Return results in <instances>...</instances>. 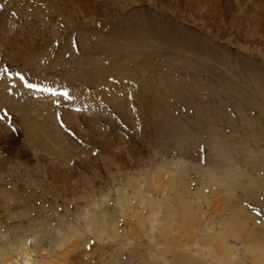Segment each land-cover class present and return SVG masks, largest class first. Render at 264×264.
<instances>
[{
    "label": "rangeland",
    "instance_id": "obj_1",
    "mask_svg": "<svg viewBox=\"0 0 264 264\" xmlns=\"http://www.w3.org/2000/svg\"><path fill=\"white\" fill-rule=\"evenodd\" d=\"M98 1L74 19L62 0H0V33L36 42L0 50V264L21 246L37 264H264V28L235 41L264 0L215 15L216 32L159 0ZM48 240L66 243L40 255Z\"/></svg>",
    "mask_w": 264,
    "mask_h": 264
},
{
    "label": "bare ground",
    "instance_id": "obj_2",
    "mask_svg": "<svg viewBox=\"0 0 264 264\" xmlns=\"http://www.w3.org/2000/svg\"><path fill=\"white\" fill-rule=\"evenodd\" d=\"M116 1V0H115ZM123 2H124V4H131L130 3V1L131 0H122ZM147 1H149V2H151V3H153L152 1H150V0H147ZM241 0H159L158 1V3L162 6V8H164L163 6H167L168 8H165V10L167 11H171L172 13H174V15L176 14V15H178L177 13H176V9H179L180 11H185V10H189L190 12H192L193 13V15L195 16V18H197V19H199V20H201L203 23H204V25L206 26L205 28H206V30L207 31H214V32H216V30L218 31L219 29H217L216 28V30H213V28H212V23H211V21L210 20H212V19H214V17H215V15L216 16H223V15H221V13L222 12H228V11H230L231 10V8H232V6L234 7V6H236V8H238V9H240L239 11H238V13L237 14H241V15H244L243 13H244V9L240 6V2ZM255 1V0H254ZM62 2H63V4L62 5H64V9L63 10H59L58 12L60 13V12H68V11H71V13L73 14V15H76V17L74 18V19H76L77 18V13L75 12V10H77V8L83 13V15L82 16H84L85 17V19H94V18H97V17H95L94 16V13H96L98 10H99V8H100V6H103V4H104V2L103 3H101L100 1H98V0H62ZM142 2H144V3H147L146 1H144V0H134V2L132 1V4H134V3H142ZM248 2V1H247ZM13 3V2H12ZM109 3V0H108V2H107V4ZM122 3V2H121ZM131 4V5H132ZM106 5V4H105ZM113 5L114 4H110V5H106V6H104L106 9H108V8H111V7H113ZM248 5V4H247ZM250 5V4H249ZM129 6V5H128ZM243 6H244V4H243ZM240 7V8H239ZM245 7V6H244ZM248 7V6H247ZM57 8V7H56ZM116 8V7H115ZM235 8V7H234ZM61 9V8H60ZM174 9V10H173ZM237 9V10H238ZM246 9V8H245ZM251 9V8H250ZM249 9V10H250ZM255 9H258V7L257 8H255ZM124 10V9H123ZM163 10V9H162ZM236 10V9H235ZM248 10V9H247ZM246 10V11H247ZM53 11H56L57 12V10L54 8L53 9ZM123 12V11H122ZM187 13V12H186ZM189 13V12H188ZM191 13V14H192ZM228 13H230V12H228ZM72 15V16H73ZM105 15V14H104ZM230 15V14H229ZM103 16V15H102ZM180 17V16H179ZM107 18V17H106ZM112 18V17H111ZM216 18V17H215ZM108 19V18H107ZM110 19V18H109ZM96 20V19H95ZM103 20H105V19H103ZM103 20H101V19H99V21H103ZM189 20H190V18H189ZM248 20H250V23L253 25V29L252 28H250V30H249V34L247 33V34H245V36L243 37V38H241L240 36H238V34L236 33V38H235V41L236 40H243V42H245V43H250V42H252V41H254L255 40V37H256V35H257V33H259V31L260 32H262V30H263V28H264V19H263V14H261L260 12L256 15V16H254V17H249L248 18ZM186 22V21H185ZM190 22H193V21H190ZM96 23V22H95ZM194 23V22H193ZM231 24H235L236 25V22L235 21H233V22H231ZM248 30V29H247ZM8 35H6V36H4V33L2 32V33H0V50L3 48V45H2V42L3 41H5L6 42V46H4L5 47V50L6 49H12V51H15V52H20V53H24V52H26L29 48H32L33 46H34V43H36L35 42V40H31V39H29V38H27L26 40H25V38H22L21 36L20 37H16V36H14V37H12L11 39H8L7 40V38L9 37V35L11 34V31L10 30H8ZM246 33V32H245ZM28 36V35H27ZM20 38H22L21 40H23V42H24V44L26 45V46H24L25 47V49L24 50H20L18 47H17V44H18V42L20 41ZM261 38V37H260ZM264 38V37H263ZM259 39V38H258ZM7 40V41H6ZM38 41V40H37ZM242 42V43H243ZM260 42V41H259ZM262 45H264V44H262ZM23 47V46H22ZM13 100V99H12ZM16 100V99H15ZM27 101V100H26ZM57 134L59 135V136H61V132L59 131V130H57ZM74 139V138H73ZM30 142V141H29ZM34 144V143H33ZM67 144V143H66ZM32 145V144H31ZM38 146V145H37ZM56 148H57V146L56 145H54ZM67 146L70 148V150H71V152L73 153V154H76L77 155V153H76V151H74V150H72V147L71 146H69L68 144H67ZM36 147V146H35ZM39 147L41 148V147H44V146H40L39 145ZM46 147V146H45ZM33 148V147H32ZM111 148V147H110ZM39 149V148H38ZM48 149V148H47ZM47 149H45V150H47ZM60 150V149H59ZM36 151V150H35ZM18 156V155H17ZM64 156V155H63ZM3 159V158H2ZM121 162H123V161H121ZM14 163V162H13ZM106 164V163H105ZM67 166V165H66ZM1 168V167H0ZM43 169V168H42ZM61 169H63V168H61ZM67 169H70V168H67ZM106 170V169H105ZM12 171V170H11ZM23 171V170H22ZM56 171V170H55ZM109 171V170H108ZM107 171V172H108ZM3 172V171H2ZM58 172V171H57ZM71 173H72V170L70 171ZM106 172V173H107ZM59 173V172H58ZM163 174V173H162ZM162 174H161V172L159 171V170H156V171H154V174H153V177L151 178V181H153V182H155V183H153V188L155 189V187L156 186H158L159 185V183L161 182V180L163 179V176H162ZM167 174V173H166ZM165 175V174H164ZM53 177V176H52ZM51 177V178H52ZM62 177V176H61ZM166 177H168V176H166ZM174 177V176H173ZM173 177H172V179H173ZM55 179H57V178H55ZM63 179V178H62ZM67 179V178H66ZM172 179H171V182H172ZM53 180V179H52ZM58 180V179H57ZM74 180V179H73ZM76 180V179H75ZM74 180V181H75ZM213 180V179H212ZM60 181V180H59ZM63 182V181H62ZM61 182V183H62ZM71 184V183H70ZM164 184H166V183H164ZM172 184V183H171ZM210 184H211V182H210ZM61 186H63V185H61ZM155 186V187H154ZM161 186H162V184H161ZM166 186V185H165ZM209 186V185H208ZM64 187V186H63ZM73 187V186H72ZM164 187V186H163ZM210 187V186H209ZM212 187V186H211ZM75 188V187H74ZM74 188H72V189H74ZM161 188V187H160ZM157 189V188H156ZM155 189V190H156ZM164 189H166V188H163L162 190H164ZM214 189V188H213ZM60 190V189H59ZM62 191H63V189H62ZM143 191H144V189H143ZM154 191V190H153ZM166 191V190H165ZM59 192H61V191H59ZM162 192V191H161ZM69 193V192H68ZM138 193V192H137ZM160 193V192H159ZM63 194H65V193H63ZM163 194V193H162ZM153 196V195H152ZM163 196V195H162ZM149 201H156V199H151V200H149ZM120 202V201H119ZM143 202V201H142ZM153 202V203H154ZM158 202V201H157ZM157 202H156V204H157ZM125 204V203H124ZM151 204V203H150ZM133 205V204H132ZM158 205V204H157ZM123 206V205H122ZM151 209V208H150ZM241 211V210H240ZM142 216V215H141ZM155 217V216H154ZM139 218V217H138ZM142 218V217H141ZM143 219V218H142ZM153 220H154V218H153ZM158 223L159 222H157L156 220H154L153 221V224H152V227H150V228H152V231L153 230H155L156 229V226L158 225ZM106 225V224H105ZM130 226V225H129ZM128 226V227H129ZM155 226V227H154ZM186 226V225H185ZM134 227V226H133ZM182 227H184V225L182 226ZM243 227V226H242ZM97 228V227H96ZM132 228V227H131ZM155 228V229H154ZM162 228V227H161ZM191 228V227H190ZM134 229V228H133ZM133 229H129L131 232L133 231ZM160 229V228H159ZM107 230V229H106ZM135 230V229H134ZM151 229H149V231H150ZM148 231V232H149ZM152 231L151 232H149L148 233V235H149V237H148V239H149V243L150 244H153V242H155L154 240L156 239H161L162 241L161 242H163L164 243V240H165V242H166V238H164V240L162 239V237L160 238L159 236H158V238H157V236L155 237H153V235L151 234L152 233ZM160 232H161V229L159 230ZM208 230H202V228H201V230H197V232L195 233V235L194 236H196V238H203V236H206V239L209 241L208 242V244H211L212 243V239H209V238H211V237H209V236H207L206 234H205V232H207ZM111 232V231H110ZM120 232V231H119ZM134 232V231H133ZM156 233H157V231H155ZM160 232H158L159 234H160ZM135 233V232H134ZM157 233V234H158ZM114 234V233H113ZM154 234V233H153ZM74 234L73 233H71V235H70V244H69V247H67L66 246V249L68 250V252H70L71 250H73V249H76L77 248V246L80 244V243H75L74 242V236H73ZM132 235V234H131ZM135 235V234H134ZM167 235H165V237H166ZM215 236V235H214ZM259 236V235H258ZM168 237H169V235H168ZM176 237V236H175ZM216 237V236H215ZM59 238V237H58ZM58 238H56V239H58ZM214 238V237H213ZM219 238V236L216 238V239H218ZM168 240H169V238H167ZM264 239V238H263ZM167 240V241H168ZM179 240V239H178ZM214 240H215V238H214ZM68 241V240H67ZM77 241H78V239H77ZM89 241V240H88ZM169 241H171V240H169ZM174 243L177 241V237L176 238H174ZM195 241V240H194ZM84 242V241H83ZM87 242V241H86ZM158 241H156L155 243H157ZM65 241H63V240H55V241H50V240H48V241H46L45 243H40L39 245H38V251H39V254L40 255H49V254H51V253H53V252H56V250H60V248L63 246V245H65ZM85 243V242H84ZM83 243V244H84ZM177 243V242H176ZM175 243V244H176ZM178 244V243H177ZM80 246V245H79ZM81 246H83V245H81ZM168 246V245H167ZM166 246V247H167ZM174 246H176V245H174ZM178 246H179V244H178ZM206 246V245H205ZM209 246V245H208ZM208 246H206V247H204L203 248V252L205 253V255L203 256L204 257V259H208V257H209V252H208ZM27 247V246H26ZM24 248V247H19V249L17 250V253H16V257L15 258H12L11 260H6L5 262H4V264H34L35 262L33 261V253L31 252V251H26L27 250V248ZM36 247V246H35ZM165 247V246H164ZM191 247H194V246H191V245H186L185 247H184V249L185 250H188L189 251V256H193L194 257V253L191 251V250H193V248H191ZM195 247H196V250H199V246H198V244L196 245L195 244ZM79 248V247H78ZM85 248V247H84ZM83 248V249H84ZM174 248V247H173ZM210 248V247H209ZM83 249H81V247L79 248V250H81V252H82V250ZM160 249V248H159ZM162 250H163V248H161ZM160 249V250H161ZM28 250H30V249H28ZM85 250V249H84ZM88 250V249H87ZM90 250H91V247H90ZM211 250H212V248H211ZM211 250H209L210 252H211ZM66 251V250H65ZM68 252H65V253H68ZM79 252V251H78ZM88 252H89V250H88ZM217 252V251H216ZM61 253V252H60ZM84 253H86V252H84ZM83 253V254H84ZM62 254V253H61ZM228 254V253H227ZM231 254V253H230ZM4 255H5V252H2L1 253V255H0V257L1 258H4ZM64 255H66V254H64ZM78 255V254H77ZM82 255V254H81ZM212 255H213V253H212ZM61 256H63V255H61ZM78 257H79V255H78ZM223 257H225L224 255H223ZM232 257L234 258V256H232L231 255V257H230V259H232ZM80 258V257H79ZM43 259V258H42ZM179 259V258H178ZM206 259V260H207ZM209 260V259H208ZM215 260V259H214ZM39 261V260H38ZM34 262V263H33ZM46 262V261H45ZM44 262V263H45ZM208 262V261H207ZM212 263H213V261H211ZM225 262V261H224ZM44 263H42V264H44ZM51 263V262H50ZM214 263H215V261H214ZM213 263V264H214ZM218 263V262H217ZM35 264H37V263H35ZM46 264V263H45ZM177 264V263H176ZM216 264V263H215Z\"/></svg>",
    "mask_w": 264,
    "mask_h": 264
},
{
    "label": "snow or ice",
    "instance_id": "obj_3",
    "mask_svg": "<svg viewBox=\"0 0 264 264\" xmlns=\"http://www.w3.org/2000/svg\"><path fill=\"white\" fill-rule=\"evenodd\" d=\"M28 87H36L35 85H27ZM49 91H51V90H49ZM53 94H55V93H53ZM64 95H67V93H64Z\"/></svg>",
    "mask_w": 264,
    "mask_h": 264
}]
</instances>
